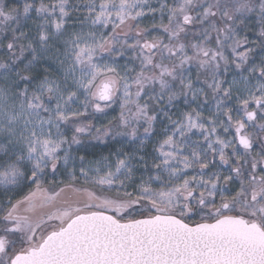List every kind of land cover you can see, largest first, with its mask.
Segmentation results:
<instances>
[{
  "label": "snow or ice",
  "instance_id": "snow-or-ice-1",
  "mask_svg": "<svg viewBox=\"0 0 264 264\" xmlns=\"http://www.w3.org/2000/svg\"><path fill=\"white\" fill-rule=\"evenodd\" d=\"M0 264H264V0H0Z\"/></svg>",
  "mask_w": 264,
  "mask_h": 264
},
{
  "label": "rangeland",
  "instance_id": "rangeland-1",
  "mask_svg": "<svg viewBox=\"0 0 264 264\" xmlns=\"http://www.w3.org/2000/svg\"><path fill=\"white\" fill-rule=\"evenodd\" d=\"M118 111H119V109L117 108V109H116V112H115V113H111V115L117 114V113H118ZM103 122H105V123H106V121H103Z\"/></svg>",
  "mask_w": 264,
  "mask_h": 264
}]
</instances>
